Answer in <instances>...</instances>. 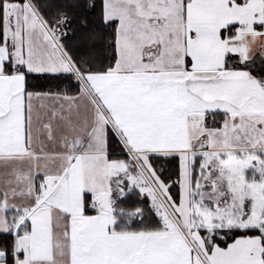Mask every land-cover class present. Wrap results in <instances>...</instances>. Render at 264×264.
I'll list each match as a JSON object with an SVG mask.
<instances>
[{"label": "snow or ice", "instance_id": "obj_1", "mask_svg": "<svg viewBox=\"0 0 264 264\" xmlns=\"http://www.w3.org/2000/svg\"><path fill=\"white\" fill-rule=\"evenodd\" d=\"M0 264H264V0H0Z\"/></svg>", "mask_w": 264, "mask_h": 264}]
</instances>
